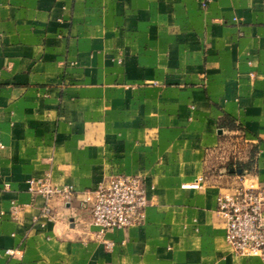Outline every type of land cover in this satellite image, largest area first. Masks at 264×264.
Masks as SVG:
<instances>
[{
    "label": "crops",
    "instance_id": "0c3cea01",
    "mask_svg": "<svg viewBox=\"0 0 264 264\" xmlns=\"http://www.w3.org/2000/svg\"><path fill=\"white\" fill-rule=\"evenodd\" d=\"M116 174L148 205L99 234ZM262 184L264 0H0V264H264L217 211Z\"/></svg>",
    "mask_w": 264,
    "mask_h": 264
},
{
    "label": "built area",
    "instance_id": "2783aa9c",
    "mask_svg": "<svg viewBox=\"0 0 264 264\" xmlns=\"http://www.w3.org/2000/svg\"><path fill=\"white\" fill-rule=\"evenodd\" d=\"M30 184L32 190L46 198L59 193L69 195L68 188L53 187L46 178L30 180ZM199 186V182L184 185L188 188ZM81 205L90 210L92 224L98 227L99 234L113 228H127L144 218L148 205L144 181L137 175H113L87 192ZM217 211L225 221L226 240L237 255L264 257V184L241 185L220 194ZM49 213L46 207L43 215ZM15 252V249H7L9 255Z\"/></svg>",
    "mask_w": 264,
    "mask_h": 264
}]
</instances>
